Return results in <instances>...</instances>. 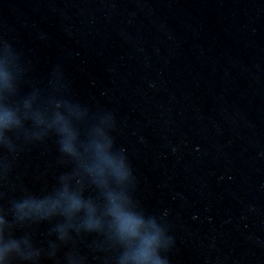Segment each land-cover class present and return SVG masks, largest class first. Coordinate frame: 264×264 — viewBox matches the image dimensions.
Instances as JSON below:
<instances>
[{
    "label": "water",
    "instance_id": "95a60500",
    "mask_svg": "<svg viewBox=\"0 0 264 264\" xmlns=\"http://www.w3.org/2000/svg\"><path fill=\"white\" fill-rule=\"evenodd\" d=\"M5 109L20 126L0 129V249L19 247L0 264H122L139 237L110 195L141 235L163 229L168 264H264V0H0ZM57 114L73 154L56 128L33 135ZM105 140L128 179L97 168Z\"/></svg>",
    "mask_w": 264,
    "mask_h": 264
},
{
    "label": "clouds",
    "instance_id": "9594fccd",
    "mask_svg": "<svg viewBox=\"0 0 264 264\" xmlns=\"http://www.w3.org/2000/svg\"><path fill=\"white\" fill-rule=\"evenodd\" d=\"M37 125H46L39 132L33 133L37 138L46 136L48 130L56 128L57 131L63 136L60 141V151L73 154L74 148L72 144V134L68 127L64 117L57 114V116L51 122H45L39 115L34 117ZM20 126V120L16 115L7 109L0 111V129L11 130L13 127ZM0 141H2L6 147L11 148L12 144L7 140L3 133L0 132ZM112 147L111 140H105V142H97L96 144V155H97V168L103 173L104 169H108L118 180H126L132 175V169L125 162L123 156H116L108 152V149ZM112 203L111 214L116 218L118 222L119 233L122 237H139L138 246L132 251L131 255L126 254L122 258V264L127 260H132L134 264H168L166 258H162L159 255V249L167 243L164 239V232L155 222L150 220L149 225L151 231H146L144 235H141L140 229L144 226V220L130 212L124 210L122 203L119 202V198L115 195H110ZM68 210L75 211L84 207L83 202L76 197H67ZM59 204V201H25L18 205L19 208H33L37 212H49ZM92 210L89 209V218L86 220V226L88 228H94L97 226L96 221L92 215ZM63 232V228L59 229ZM18 244L13 241L10 245L0 249V258L10 251L12 248H18Z\"/></svg>",
    "mask_w": 264,
    "mask_h": 264
}]
</instances>
